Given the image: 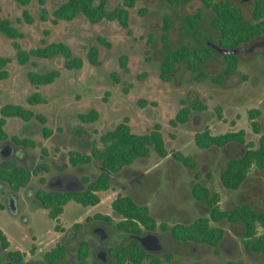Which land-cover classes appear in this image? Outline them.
I'll return each instance as SVG.
<instances>
[{"label":"rangeland","instance_id":"rangeland-1","mask_svg":"<svg viewBox=\"0 0 264 264\" xmlns=\"http://www.w3.org/2000/svg\"><path fill=\"white\" fill-rule=\"evenodd\" d=\"M64 1L44 0L41 4L40 0H30L21 6L15 0H0V20L8 19L21 34L20 38L9 39L0 32V57L10 59V63L0 70L6 72L5 77H0V107L20 105L46 118L43 124L35 119L6 118L7 139L0 141V161L12 158L29 169L39 163L49 166L48 172L32 177L18 192L0 182L3 205L0 230L9 241L8 250L23 252V264H45L44 252L60 243L66 247V254L59 264H80L77 249L80 242L86 241L90 252L84 264H107L108 248L121 246L127 238L106 224L87 222L86 219L101 214L118 221L110 204L121 194L146 205L157 224H188L207 215L205 206L191 196L194 172L200 173V181L205 186L220 193L222 209L244 203L264 212V170L252 168L235 191L224 189L219 181V173L227 160L239 157L245 149L243 144L200 149L193 143V136L207 126L215 135L242 130L246 142L257 144L259 134L251 130L247 111L260 110L261 115L256 120L260 123V134L264 133V36L234 50L221 48L216 31L209 27L212 12L196 0L177 7L170 6L166 0H138L129 9L127 29L116 21L91 24L81 15L71 21L54 23L52 12ZM121 1L107 0L106 8L111 10ZM228 1L242 10L246 21H252L256 0ZM24 12L31 23L24 18ZM195 12L204 15L197 33L188 29L185 20L187 15ZM164 17L171 20L165 33L162 30ZM56 42L66 44L72 56L82 60L80 69H65L64 58L60 55L49 59L30 56L26 64L18 63L14 43L28 51ZM182 44L189 48L206 44L214 50L212 57L199 67L203 80L197 81L185 63L176 65L170 81L160 79L159 65L163 55ZM90 47L97 48L98 66L87 60ZM226 53L239 57L238 67L222 84H213L210 78L224 68L222 55ZM122 56L125 57V68L120 65ZM53 70L59 72V77L47 85L34 86L27 78L29 72L42 74ZM34 92L45 98L46 103L28 104L27 98ZM194 102L207 109L191 110L184 124H169L183 105ZM91 109L97 111V120L81 124L77 115ZM123 118L128 119L131 131L137 134L148 132L158 124L168 155L159 158L151 151L148 158L136 159L131 166L113 173L109 189L98 193L100 202L97 205L82 207L70 201L57 221L48 218L47 211L34 198L37 189L79 190L85 186L81 182L83 177L93 179L100 172L97 162L77 167L68 165L62 172L54 169L51 162L67 163L70 150L88 154L92 144L101 148L100 135L114 128ZM230 121L234 122L233 126ZM80 127L87 132V137L70 133ZM42 128L51 130L52 134L44 138ZM12 137L32 140L34 147L16 146ZM173 152L191 157L196 170L178 162L173 158ZM41 178L43 182H40ZM213 225L225 231L216 251L206 245L177 242L159 228L142 234L139 241L149 247L152 256L162 260L161 264H264V256L243 249L241 224L222 222ZM156 238L159 248L152 249V241ZM32 247L33 253L30 252ZM5 252L0 248V264H19L7 259Z\"/></svg>","mask_w":264,"mask_h":264},{"label":"trees","instance_id":"trees-1","mask_svg":"<svg viewBox=\"0 0 264 264\" xmlns=\"http://www.w3.org/2000/svg\"><path fill=\"white\" fill-rule=\"evenodd\" d=\"M19 5L24 6L30 0H15ZM138 0H122L121 4L111 10L106 8L107 0H65L53 12V22L57 20L71 21L78 16H83L89 23L95 24L100 21H116L123 29L128 28L129 9L133 8ZM195 0H166L173 7L185 5ZM200 2L204 9L210 10L212 16L209 21V27L216 31L218 45L227 50H234L240 45L251 42L253 39L264 36V1L256 0L252 10V21H246L242 10L228 0H196ZM44 0H40L43 4ZM24 18L31 23L30 17L24 12ZM202 12H195L185 17L188 29L197 33V27L203 21ZM171 25L169 17H164L162 30L168 31ZM0 32L9 39L20 38L21 34L11 26L8 19L0 20ZM166 42L165 35L162 36ZM102 42V40H99ZM16 48V58L19 64L27 63L30 56L37 58H53L62 56L64 58V68L80 69L82 60L72 56L70 48L61 42L50 43L43 48L29 49L23 51L18 44L14 43ZM214 50L209 45L202 47L189 48L182 44L174 50L165 53L159 65V77L163 81H170V76L176 70V65L185 63L186 68L194 73L197 81L203 80L199 74V67L212 57ZM98 52L96 47H90L86 53L87 60L93 66H98ZM224 68L222 71L210 78L213 84H222L226 77L233 74L239 63V57L235 54L222 55ZM10 63L9 58L0 57V70ZM35 65V64H33ZM120 65L125 68V57H120ZM6 72L0 71V77H5ZM59 77L56 70L42 74L29 72L27 78L34 86L47 85ZM115 78V77H114ZM116 80V78H115ZM27 102L30 105L46 103L38 92L32 93ZM207 107L199 102L189 105H183L174 118L169 121L171 126L184 124L189 117L191 110H205ZM219 111V108H217ZM261 115L260 110L250 109L247 111V118L250 121V128L255 134H259L257 144L246 142L244 132L227 131L222 134H212L209 127L205 126L202 131L193 136V143L200 149L210 147L222 148L230 143H239L245 146L244 151L239 157L227 160L224 168L219 173V181L222 187L229 191L237 190L246 180L252 168L264 170V133L260 134V123L256 120ZM19 117L28 121L35 119L40 123H45L46 118L38 113L24 108L20 105L5 104L0 107V141L7 139L4 130L6 118ZM98 118L96 110H89L87 113L77 115L81 124L92 123ZM218 118L220 116L218 115ZM233 126L234 122L230 121ZM43 137L48 138L52 131L42 128ZM77 137H87V132L83 128H77L70 131ZM16 146L24 148L34 147V142L29 139L11 138ZM99 141L101 148L92 144L89 153H82L77 150H70L67 153V163L52 161L51 165L57 171H64L68 165L77 167L80 165H91L97 162L100 172L93 178L83 177L81 182L85 185L81 190H44L37 189L34 192L35 200L47 211V216L51 220L57 221L63 213L64 206L72 201L82 207L95 206L100 202L98 193L109 189L111 175L118 173L124 167L131 166L136 159H146L153 151L159 158H165L168 152L165 149L163 136L160 132V126L155 124L152 130L143 134L133 133L128 124V119L123 118L114 128L105 131L100 135ZM42 153L46 155L45 151ZM173 158L181 162L191 170H196L194 161L189 156H183L179 152L172 153ZM49 166L45 163L36 164L31 169L20 165L15 159L6 158L0 161V182L7 185L13 191L18 192L25 188L32 177L38 176L42 172H48ZM194 182L191 185L190 192L192 198L205 206L206 216L195 218L192 222L175 223L168 227L165 223L159 225L150 215L149 208L146 205L136 203L130 196L118 194L111 201V209L118 217L114 221L110 216L95 214L91 220H101L111 226L116 232L122 233L127 240L121 246L109 248L108 254L110 260L108 264H143L148 261L149 264H160L158 257L152 256L140 243L135 236H141L145 232L155 231L157 227L163 232H168L170 237L180 243H194L196 245H206L216 251L217 246L225 235V231L218 225L222 222L230 224H241L243 232L241 234V243L243 249L248 253L264 256V212L252 209L248 204H238L230 209H222L220 206L221 195L205 186L200 180L201 175L198 172L193 174ZM210 178L209 174H205ZM43 182V179H40ZM0 209L3 205L0 202ZM90 220V218H88ZM9 241L5 234L0 230V248L5 250V257L12 262L23 264L25 254L17 250H8ZM33 247L30 252L33 253ZM89 253L88 245L82 242L77 251L79 261H84ZM65 256V247L59 243L43 254L45 264H57L58 260ZM169 259V257H167Z\"/></svg>","mask_w":264,"mask_h":264},{"label":"flooded vegetation","instance_id":"flooded-vegetation-1","mask_svg":"<svg viewBox=\"0 0 264 264\" xmlns=\"http://www.w3.org/2000/svg\"><path fill=\"white\" fill-rule=\"evenodd\" d=\"M253 40H254V39H253ZM253 40H252V41H253ZM40 189H41V188H40ZM60 190H61V189H60ZM79 190H81V189H79ZM150 215H151V214H150ZM58 218H59V217H58ZM153 218H154V217H153ZM86 221H87V222L95 221V222H101V223H103V224H106L105 222H103V221H101V220H91V219L89 220L88 218L86 219ZM155 221H156V220H155ZM106 225H107V224H106ZM158 225H159V224H158ZM166 225H167V224H166ZM107 226H109V225H107ZM167 226H168V225H167ZM110 227H111V226H110ZM168 227H170V226H168ZM157 228H159V227H157ZM157 228H156V230H157ZM159 229H160V228H159ZM156 230H155V231H156ZM155 231H152V232H155ZM145 233H147V232H145ZM167 233H168V232H167ZM121 234H122V233H121ZM143 234H144V233H143ZM168 234H169V233H168ZM169 236H170V235H169ZM124 237H126V236L124 235ZM139 237H140V236H135V238H136L137 240H139ZM126 238H127V237H126ZM223 238H224V237H223ZM156 239H157V238H156ZM126 240H127V239H126ZM82 242H86V241H82ZM82 242H80V244H81ZM220 242H221V241H220ZM86 243H87V245H88V250H89V252H90V248H89L90 246H89V243H88V242H86ZM124 243H125V242H124ZM124 243H123V244H124ZM56 244H57V243H56ZM59 244H60V243H59ZM80 244H79V246H80ZM152 244H153V243H152ZM61 245H63V244H61ZM63 246H64V245H63ZM79 246H78V248H79ZM64 247H65V246H64ZM110 248H111V247H110ZM108 250H109V248H108ZM108 250H107V254H108ZM77 251H78V249H77ZM147 251H148V250H147ZM65 254H66V247H65ZM88 255H89V253H88ZM88 255H87V257H88ZM108 256H109V254H108ZM64 257H65V256H64ZM64 257H63V258H64ZM87 257L85 258L84 261H79V260H78V257H77V261H78L80 264H84L85 261H86V259H87ZM63 258H62V259H63ZM62 259L58 260L57 264H59V262H60ZM159 259H160V258H159ZM109 260H110V257H109ZM160 260H161V259H160ZM144 262H148V261H144ZM144 262H143V263H144ZM161 263H162V260H161ZM161 263H160V264H161ZM92 264H95V262L92 263ZM107 264H108V263H107ZM148 264H149V262H148Z\"/></svg>","mask_w":264,"mask_h":264},{"label":"water","instance_id":"water-1","mask_svg":"<svg viewBox=\"0 0 264 264\" xmlns=\"http://www.w3.org/2000/svg\"><path fill=\"white\" fill-rule=\"evenodd\" d=\"M227 54H230V53H227ZM141 243V242H140ZM152 245H151V248L152 249H158L159 248V246H158V244H157V239H154V241H152ZM143 246V245H142ZM144 247V246H143ZM146 250H150L149 249V247L148 248H146V247H144Z\"/></svg>","mask_w":264,"mask_h":264}]
</instances>
